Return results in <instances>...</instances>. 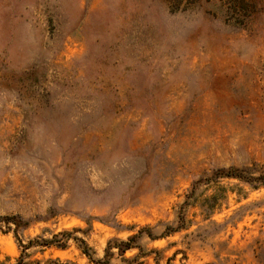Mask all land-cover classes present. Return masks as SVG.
<instances>
[{
  "label": "rangeland",
  "instance_id": "1",
  "mask_svg": "<svg viewBox=\"0 0 264 264\" xmlns=\"http://www.w3.org/2000/svg\"><path fill=\"white\" fill-rule=\"evenodd\" d=\"M264 0H0V264H264ZM182 211L183 229L162 235ZM162 235V236H161ZM102 264V263H101Z\"/></svg>",
  "mask_w": 264,
  "mask_h": 264
},
{
  "label": "trees",
  "instance_id": "2",
  "mask_svg": "<svg viewBox=\"0 0 264 264\" xmlns=\"http://www.w3.org/2000/svg\"><path fill=\"white\" fill-rule=\"evenodd\" d=\"M252 168H237V167H228V168H217L214 169L209 175H205L203 177L198 178L195 180L187 193L185 200L180 205V209L188 202L190 194L197 188V186L201 184L208 183L210 181H218L219 179H237L239 181L245 182L252 187H257L258 185H264V172H259L257 174H254V171ZM0 220L4 221L6 224H8L10 221H14L16 225H18V221H15V216L11 215H4L0 216ZM186 226V219L184 217V214L182 211H179L177 215V221L175 225H166L165 230L161 233L162 235L171 234L175 231H178L180 229L185 228ZM146 232V234L150 238H156L153 236V234L150 231L149 227H142L139 229L137 233H134L130 236H128L125 240L122 239H113L109 240L106 247H105V259H94L92 256V252L88 244L78 237H73L71 235V231L63 230L59 232L58 234H54L51 239H45L41 238L39 245L43 246H50V245H56L57 247L63 248L65 246L64 239L72 238L75 241L79 242V247L81 248L82 252L89 258L90 261L94 262L95 264H105L104 262L107 261V257L111 254V249L113 247L117 248L119 253H123L127 249H131L134 246L139 247L138 245H134L135 239L142 233ZM161 235V236H162ZM58 237H63L62 239ZM18 264V263H16Z\"/></svg>",
  "mask_w": 264,
  "mask_h": 264
}]
</instances>
